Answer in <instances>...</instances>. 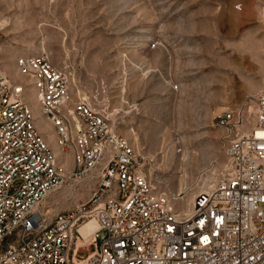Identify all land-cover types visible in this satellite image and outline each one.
<instances>
[{
    "label": "rangeland",
    "instance_id": "obj_1",
    "mask_svg": "<svg viewBox=\"0 0 264 264\" xmlns=\"http://www.w3.org/2000/svg\"><path fill=\"white\" fill-rule=\"evenodd\" d=\"M0 62L10 81L21 56L44 54L67 72L71 97L107 116L158 192L187 211L227 176V150L254 125L264 88V0H0ZM35 125L65 178L43 203L54 221L91 199L96 176L70 178L71 153L35 108ZM224 112L243 127L216 124ZM56 155V154H55ZM87 253L78 256L87 257Z\"/></svg>",
    "mask_w": 264,
    "mask_h": 264
},
{
    "label": "built area",
    "instance_id": "obj_2",
    "mask_svg": "<svg viewBox=\"0 0 264 264\" xmlns=\"http://www.w3.org/2000/svg\"><path fill=\"white\" fill-rule=\"evenodd\" d=\"M15 67L25 83L4 76L0 62V264H264V88L254 125L227 150V176L185 212L156 190L109 118L72 99L67 72L44 54L21 56ZM27 87L58 147L72 155L69 177L98 180L89 201L52 222L42 206L65 178L35 125ZM243 122L232 112L216 117L229 136Z\"/></svg>",
    "mask_w": 264,
    "mask_h": 264
},
{
    "label": "bare ground",
    "instance_id": "obj_3",
    "mask_svg": "<svg viewBox=\"0 0 264 264\" xmlns=\"http://www.w3.org/2000/svg\"><path fill=\"white\" fill-rule=\"evenodd\" d=\"M17 70V69H16ZM1 72H2V74L4 75V76H6V77H8L7 76V73L5 72V71H3V70H1ZM18 72V71H17ZM31 89V88H30ZM32 90V89H31ZM35 97H36V95H35ZM36 99H37V97H36ZM35 108L36 109H38V110H40V105H39V102H38V99H37V103H36V105H35ZM41 112V111H40ZM46 123L50 126V124L46 121ZM51 127V126H50ZM56 146L58 147V145H57V143H56ZM59 150L58 149H56L55 150V154H56V156H58L59 155ZM191 206V205H190ZM190 206H189V208H190ZM190 209H187V211H185V212H188ZM88 233H89V230H85V232H84V235L85 236H87L88 235Z\"/></svg>",
    "mask_w": 264,
    "mask_h": 264
},
{
    "label": "snow or ice",
    "instance_id": "obj_4",
    "mask_svg": "<svg viewBox=\"0 0 264 264\" xmlns=\"http://www.w3.org/2000/svg\"><path fill=\"white\" fill-rule=\"evenodd\" d=\"M205 239H207V238H205Z\"/></svg>",
    "mask_w": 264,
    "mask_h": 264
}]
</instances>
